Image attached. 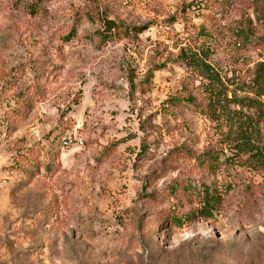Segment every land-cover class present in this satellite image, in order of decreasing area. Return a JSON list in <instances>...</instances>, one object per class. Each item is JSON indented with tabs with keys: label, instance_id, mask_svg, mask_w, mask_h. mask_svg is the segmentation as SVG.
Masks as SVG:
<instances>
[{
	"label": "rangeland",
	"instance_id": "rangeland-1",
	"mask_svg": "<svg viewBox=\"0 0 264 264\" xmlns=\"http://www.w3.org/2000/svg\"><path fill=\"white\" fill-rule=\"evenodd\" d=\"M188 49L247 84L264 0H0V264H264V171L204 115Z\"/></svg>",
	"mask_w": 264,
	"mask_h": 264
},
{
	"label": "trees",
	"instance_id": "trees-1",
	"mask_svg": "<svg viewBox=\"0 0 264 264\" xmlns=\"http://www.w3.org/2000/svg\"><path fill=\"white\" fill-rule=\"evenodd\" d=\"M41 2L42 0H36ZM143 28L120 27L114 22H108L104 28L110 35H130L141 33ZM241 35V34H240ZM181 61L192 74L201 82V88L206 94V105L203 111L208 120L217 124H224L225 143L233 157H246L248 168L256 172L264 171V63H258L253 71L252 78L247 84H240L233 80H223L220 74L206 61V56L199 52L181 50L178 55ZM162 66L157 68L161 69ZM194 102L193 98L182 101ZM205 160L198 161V167H203ZM210 170L215 164L208 166ZM221 204L219 194L205 189L200 198L196 214L203 219L213 220L217 216ZM178 218H171L172 227L181 228Z\"/></svg>",
	"mask_w": 264,
	"mask_h": 264
},
{
	"label": "built area",
	"instance_id": "built-area-1",
	"mask_svg": "<svg viewBox=\"0 0 264 264\" xmlns=\"http://www.w3.org/2000/svg\"><path fill=\"white\" fill-rule=\"evenodd\" d=\"M78 141V143L81 145L82 144V142H81V140H77ZM63 145L65 146V145H67V141L64 139V141H63Z\"/></svg>",
	"mask_w": 264,
	"mask_h": 264
}]
</instances>
